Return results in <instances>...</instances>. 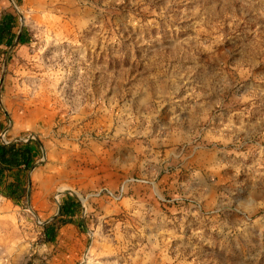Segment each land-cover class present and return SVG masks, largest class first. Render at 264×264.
<instances>
[{
    "label": "rangeland",
    "instance_id": "1",
    "mask_svg": "<svg viewBox=\"0 0 264 264\" xmlns=\"http://www.w3.org/2000/svg\"><path fill=\"white\" fill-rule=\"evenodd\" d=\"M4 12L27 43L1 47L0 141L41 154L19 201L0 188V244L27 247L0 264H48L43 226L64 224L84 262L90 249L264 264V0H0ZM65 200L76 212L57 219Z\"/></svg>",
    "mask_w": 264,
    "mask_h": 264
},
{
    "label": "trees",
    "instance_id": "2",
    "mask_svg": "<svg viewBox=\"0 0 264 264\" xmlns=\"http://www.w3.org/2000/svg\"><path fill=\"white\" fill-rule=\"evenodd\" d=\"M17 16L4 12L0 15V54H6L14 45H24L27 40L22 33L16 34L14 29ZM0 123V132L2 131ZM41 154V144L37 140L13 141L3 143L0 141V188L7 190L4 196L10 200H17L26 195L28 190V173L33 169ZM76 212V205L72 201L60 205L57 219L71 217ZM56 228L52 225L43 226L44 243L55 238Z\"/></svg>",
    "mask_w": 264,
    "mask_h": 264
},
{
    "label": "crops",
    "instance_id": "3",
    "mask_svg": "<svg viewBox=\"0 0 264 264\" xmlns=\"http://www.w3.org/2000/svg\"><path fill=\"white\" fill-rule=\"evenodd\" d=\"M67 202V200L63 201ZM62 202V203H63ZM60 208V207H59ZM59 213V209H58ZM58 215V214H57ZM44 251L49 261L48 264H78L79 260L83 259L85 251V240L74 229V226L64 224L56 228V235L53 241L44 243ZM27 252L25 243L21 242H6L0 244V256H8L9 262L19 261ZM88 250L84 259L81 260L84 264H89L91 261L94 264H167L166 258L161 254H147L144 257L142 254H133L131 260H114L103 261L95 256H90ZM98 257V256H97ZM174 264H181L180 258Z\"/></svg>",
    "mask_w": 264,
    "mask_h": 264
}]
</instances>
